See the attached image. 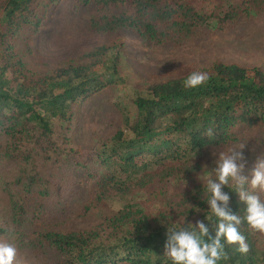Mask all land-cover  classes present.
Returning <instances> with one entry per match:
<instances>
[{
  "label": "trees",
  "instance_id": "1",
  "mask_svg": "<svg viewBox=\"0 0 264 264\" xmlns=\"http://www.w3.org/2000/svg\"><path fill=\"white\" fill-rule=\"evenodd\" d=\"M259 23L264 0H0V241L14 264H169L167 226L210 215L201 169L245 145L247 175L264 155V69L215 58L143 72L137 57ZM61 25L108 40L48 65L36 47ZM193 71L209 78L185 88ZM239 230L248 251L226 246L220 264H264V234Z\"/></svg>",
  "mask_w": 264,
  "mask_h": 264
},
{
  "label": "clouds",
  "instance_id": "2",
  "mask_svg": "<svg viewBox=\"0 0 264 264\" xmlns=\"http://www.w3.org/2000/svg\"><path fill=\"white\" fill-rule=\"evenodd\" d=\"M208 73L193 71L184 80V87L195 89L208 80ZM211 135V131H209ZM245 145L220 151L215 166L208 171L202 168L197 178L204 184L207 212L210 215L194 224L171 223L165 230L164 253L169 264H220L226 259L225 247L237 246L241 253L248 251L240 225L245 222L253 231L264 234V155L257 158L245 175ZM203 170V171H202ZM231 185L243 205V217L229 208ZM194 212L200 211L194 208ZM215 217V230L209 221ZM207 221V223L205 222ZM16 248L0 241V264H14Z\"/></svg>",
  "mask_w": 264,
  "mask_h": 264
},
{
  "label": "rangeland",
  "instance_id": "3",
  "mask_svg": "<svg viewBox=\"0 0 264 264\" xmlns=\"http://www.w3.org/2000/svg\"><path fill=\"white\" fill-rule=\"evenodd\" d=\"M253 25L248 26L249 29L247 31L237 30V32L224 37L215 44L207 37H201L177 49L162 50L163 54L158 52L143 54L137 57V61L140 64L139 69L143 72L153 70L155 73L158 69L163 67L168 69L172 65L187 64L198 68L206 63L208 64L210 60L215 58L222 59L227 63L264 69V27H261L263 23H259L257 26L255 25L256 31ZM68 33L70 32H66L65 27H62V25L52 26L51 30L40 38L36 47L37 52L39 57L47 62L48 65H51V60L62 61L66 59L67 54L82 52L90 47L99 46L108 40L107 38L77 37L73 33ZM123 75L124 78L132 83V88L139 87L140 84L134 75H130L128 71H124ZM124 90L128 91V88L123 85L115 89L111 88V94L109 93V95H112L114 100H116L117 97L125 94ZM119 126L118 122L114 124L116 128H120ZM214 161L207 163L206 169L208 171H211L215 166ZM108 204L110 205L109 209L112 211L119 210L121 206L119 200H111Z\"/></svg>",
  "mask_w": 264,
  "mask_h": 264
}]
</instances>
